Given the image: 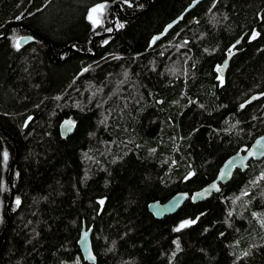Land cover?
I'll list each match as a JSON object with an SVG mask.
<instances>
[{
  "label": "trees",
  "instance_id": "trees-1",
  "mask_svg": "<svg viewBox=\"0 0 264 264\" xmlns=\"http://www.w3.org/2000/svg\"><path fill=\"white\" fill-rule=\"evenodd\" d=\"M191 1L0 0V264H89L83 224L96 264H264V158L148 211L264 133V0H202L152 46Z\"/></svg>",
  "mask_w": 264,
  "mask_h": 264
},
{
  "label": "water",
  "instance_id": "water-1",
  "mask_svg": "<svg viewBox=\"0 0 264 264\" xmlns=\"http://www.w3.org/2000/svg\"><path fill=\"white\" fill-rule=\"evenodd\" d=\"M202 0H192L189 5L186 6L184 11L171 20L165 28L157 34L153 40L152 46H154L157 42H159L172 28H174L178 23L183 21L184 15L190 12L195 6H197ZM118 6V5H116ZM116 6L114 10L116 9ZM115 19V18H114ZM16 22H12L5 33L0 36V38L5 37L8 34V30L11 25ZM112 34V33H110ZM106 35V34H105ZM105 35H96L92 38V41L99 37H104ZM242 37L238 38L236 42H234L228 52L227 56L223 60V62L217 68L218 74L221 78H224L226 75V71L229 66V62L231 58L238 52V50H234V47L241 43ZM35 41V36L33 34L22 35L17 39L18 47L23 48ZM65 50V48L58 51L57 56L60 57L61 53ZM52 55L55 57L54 52ZM59 61V59H57ZM254 97H252V100ZM75 130V123L66 118L61 121L59 125V131L62 137H67ZM251 153V154H250ZM264 158V133L257 136L253 142L243 151L239 150L236 153L230 155L219 168L215 178L209 183L205 184L203 187L193 191L192 193H188L186 191H180L173 194L169 199L164 202L159 200L151 201L148 204V211L156 218L162 219L167 215L174 214L177 212L181 206L187 201L190 200L193 203L201 202L210 198L214 193L220 191L221 186L227 184L233 177L236 170H240L242 172L246 171L249 168V164L251 161H260ZM11 170V169H10ZM91 232L92 226L86 229L85 224H83L80 236L77 240V245L79 247L80 253L84 261L89 264H96L97 258L93 252L92 244H91ZM87 233V235H85Z\"/></svg>",
  "mask_w": 264,
  "mask_h": 264
},
{
  "label": "snow or ice",
  "instance_id": "snow-or-ice-1",
  "mask_svg": "<svg viewBox=\"0 0 264 264\" xmlns=\"http://www.w3.org/2000/svg\"><path fill=\"white\" fill-rule=\"evenodd\" d=\"M102 8H103L102 5H98L96 8L92 9V12H96L98 9H102ZM89 18L91 19V16ZM17 46H19V45L17 44ZM5 156H6V154H5ZM101 203H102V201H101ZM17 204H19V199H17ZM188 223L189 222L186 221L184 224H181L180 227H185ZM85 235H87V233H85Z\"/></svg>",
  "mask_w": 264,
  "mask_h": 264
},
{
  "label": "flooded vegetation",
  "instance_id": "flooded-vegetation-1",
  "mask_svg": "<svg viewBox=\"0 0 264 264\" xmlns=\"http://www.w3.org/2000/svg\"><path fill=\"white\" fill-rule=\"evenodd\" d=\"M116 12H115V17H116V19L115 20H118L119 21V19H120V11H119V8H118V6H116ZM240 45V44H239ZM239 45H237L236 47H238ZM236 48H234V50H235ZM237 50V49H236ZM229 51H231V49L229 48Z\"/></svg>",
  "mask_w": 264,
  "mask_h": 264
},
{
  "label": "rangeland",
  "instance_id": "rangeland-1",
  "mask_svg": "<svg viewBox=\"0 0 264 264\" xmlns=\"http://www.w3.org/2000/svg\"><path fill=\"white\" fill-rule=\"evenodd\" d=\"M115 19H116V17H115Z\"/></svg>",
  "mask_w": 264,
  "mask_h": 264
},
{
  "label": "bare ground",
  "instance_id": "bare-ground-1",
  "mask_svg": "<svg viewBox=\"0 0 264 264\" xmlns=\"http://www.w3.org/2000/svg\"><path fill=\"white\" fill-rule=\"evenodd\" d=\"M116 23V22H115Z\"/></svg>",
  "mask_w": 264,
  "mask_h": 264
}]
</instances>
